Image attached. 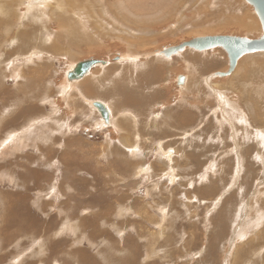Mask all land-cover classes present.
<instances>
[{"label": "rangeland", "instance_id": "obj_1", "mask_svg": "<svg viewBox=\"0 0 264 264\" xmlns=\"http://www.w3.org/2000/svg\"><path fill=\"white\" fill-rule=\"evenodd\" d=\"M15 1L0 0L12 14L0 21V264H264V52L230 74L222 48L163 55L198 37H263L253 6L64 0L84 23L55 45L50 10L21 18ZM47 26L42 52L21 37ZM89 59L107 64L66 82ZM19 145L22 157L2 154Z\"/></svg>", "mask_w": 264, "mask_h": 264}, {"label": "bare ground", "instance_id": "obj_2", "mask_svg": "<svg viewBox=\"0 0 264 264\" xmlns=\"http://www.w3.org/2000/svg\"><path fill=\"white\" fill-rule=\"evenodd\" d=\"M69 1H71V0H66V2H69ZM119 2L117 3V5H124L125 4V6H127L126 4H128V6L127 7H129V1L130 0H118ZM146 1V0H145ZM147 1H149V3H151L152 4V2H153V0H147ZM146 1V2H147ZM161 1V0H160ZM172 2H173V0H171ZM175 1V0H174ZM227 1V0H226ZM236 1V0H235ZM64 0H16L15 1V3L14 4H16V5H18V8H22V14H21V18H27V17H31V19L33 20V21H40V19H38L39 18V16L41 15V16H44V15H46V13H47V11L48 10H50V12L55 16V19L57 20V25H56V31L57 30H59V34L57 35V41H56V43H55V45L57 44V42H58V40H59V38H60V36L63 34V33H65V34H75V32L77 31V29L79 30V27L81 26V23H84V22H82V20H81V16L79 15V14H74V8H73V5H67V3H66ZM141 2H142V0H138V4H140L141 6H142V4H141ZM145 2V3H146ZM154 2H156V0L154 1ZM153 2V3H154ZM163 2V1H162ZM168 2H170V0L168 1ZM228 2H230V1H228ZM238 2V1H237ZM144 3V2H143ZM144 3V4H145ZM227 3V2H226ZM231 3V2H230ZM157 4V3H156ZM170 4V3H169ZM236 4V3H235ZM122 5V6H123ZM145 5H147V4H145ZM159 7H161L159 4H157ZM157 5H156V7H157ZM162 5H164V2H163V4ZM165 5H166V3H165ZM168 5V4H167ZM172 5V4H171ZM151 7V5L149 4L148 5V7ZM174 6H175V4H174ZM204 6H205V4H204ZM120 7V6H119ZM147 7V11L149 10V8ZM167 7H169V5L167 6ZM166 6L164 7L165 9H168ZM172 7V6H171ZM8 7H7V5L5 6V5H1L0 4V21H2V20H4L6 17H11L12 16V14H11V12L9 11V8L7 9ZM117 8V7H116ZM126 8V7H125ZM151 8H155V7H151ZM226 8V7H225ZM224 8V9H225ZM146 9V8H145ZM144 9V10H145ZM121 10L122 11H125V9H124V7L123 8H121ZM153 10V9H152ZM151 10V11H152ZM156 10V9H155ZM170 10V9H169ZM200 10V9H199ZM203 10V9H202ZM201 10V11H202ZM205 10H207L206 8H205ZM204 10V11H205ZM146 11V10H145ZM165 10H163L162 12H164ZM168 11V10H167ZM171 11V10H170ZM127 12H128V10H127ZM148 12H150V11H148ZM147 12V13H148ZM169 12V11H168ZM170 13V12H169ZM220 13V12H219ZM156 14V13H155ZM155 14H154V17H155ZM157 14H159V12L157 13ZM160 15V14H159ZM158 15V16H159ZM152 16V18H154L153 17V15H150V17ZM1 17H3L2 19H1ZM158 18V17H157ZM245 18H247L246 16H245ZM248 19V21H249V23L248 24H245L244 23V21H247V20H242V21H240V23L242 24V26L243 27H247V28H258V25H259V23L258 22H256V21H258V20H255L254 21V17H252V19H250V18H247ZM80 21V22H79ZM9 22V21H8ZM1 24H3L2 22H0V26H1ZM7 24V23H6ZM21 25L22 26H24V25H28V24H23L22 22H21ZM83 25V24H82ZM20 27V29H24V27ZM5 30H6V28H5ZM52 30H53V28H52ZM51 30V28L49 27V26H47L46 28H44V27H40L39 28V30H38V32H37V34H36V36L34 37V33H33V30H31L30 29V32H29V35H28V33L27 32H23V31H25V30H23L22 31V33H21V37H23V38H27V37H29V39H30V41H35V42H37L38 43V45H39V47H40V51L42 52V50H43V48H42V46L43 47H45V46H49L50 48H51V44H52V39H51V36L55 33V31L53 30L52 31ZM1 31V30H0ZM3 34V33H2ZM56 34V33H55ZM3 36H4V34H3ZM35 39H38V40H35ZM16 42V39H13V36L10 38V39H8L6 42H5V47H8L9 45L8 44H11V45H13L14 43ZM26 43H28V42H26ZM55 45H54V47H55ZM55 49V48H54ZM39 50V49H38ZM44 51V50H43ZM41 52H39V54L42 56V57H45L46 58V60L48 59V60H52L48 55H46V53H41ZM8 59L10 58V56H8L7 57ZM47 62V61H46ZM49 62V61H48ZM6 65V62L5 61H3V56H1L0 55V71L2 72V67L1 66H3V65ZM100 65H102V64H98V66H100ZM97 65H95L94 67H96ZM73 67V66H72ZM75 67V66H74ZM73 67V68H74ZM94 67H92L91 69H90V71L88 72V73H90L91 71H92V69L94 68ZM72 70V69H71ZM88 73H86L83 77H85ZM66 75V74H65ZM82 77V78H83ZM74 81V80H73ZM76 81V80H75ZM66 82H68L67 81V79H66ZM183 83H185V77H184V82ZM69 84V83H68ZM213 85H216V84H213ZM181 86H183L182 84H181ZM45 94V93H44ZM228 103V102H227ZM227 103H225L226 105H227V107L229 108V106H230V108L229 109H231V104L230 105H228ZM104 105V104H103ZM222 105H224V104H222ZM106 107V106H105ZM225 110H227V109H222V111H225ZM225 112H227V111H225ZM110 113V112H109ZM228 113V112H227ZM110 116V115H109ZM238 132V131H237ZM236 133V132H235ZM238 134V133H237ZM9 141H11V143L12 144H15V143H18V142H22V140L21 139H19L17 136L13 139V140H11V138H10V140ZM1 142V141H0ZM163 235V234H162ZM160 238V237H159ZM239 248V247H238Z\"/></svg>", "mask_w": 264, "mask_h": 264}, {"label": "water", "instance_id": "obj_3", "mask_svg": "<svg viewBox=\"0 0 264 264\" xmlns=\"http://www.w3.org/2000/svg\"><path fill=\"white\" fill-rule=\"evenodd\" d=\"M247 3L251 4L256 12L260 24L262 26V30L264 32V0H245ZM222 48L227 53V57L229 59V69L228 73L230 74L236 67L238 59L247 54L264 52V36L259 37L258 39H247V38H239L234 36H225V35H217V36H205L191 39L189 41L183 42L180 45L169 47L163 50V55L169 56L178 53L179 51L185 48H191L195 51H203L207 48ZM102 64L106 65L107 62L104 60L98 59H89L85 61L77 62L75 67L68 71L66 74V79L68 82L73 80L81 79L86 73L90 71L92 67L95 65ZM184 77L177 78V85L183 84ZM95 109H97L101 118L108 122L109 119V111L100 102H95L92 104Z\"/></svg>", "mask_w": 264, "mask_h": 264}, {"label": "crops", "instance_id": "obj_4", "mask_svg": "<svg viewBox=\"0 0 264 264\" xmlns=\"http://www.w3.org/2000/svg\"><path fill=\"white\" fill-rule=\"evenodd\" d=\"M221 93H219V99L220 100H224V98L223 97H221ZM218 97V96H217ZM222 102V101H221ZM227 102V101H226ZM223 104H225V102L223 101L222 102ZM222 106V105H221ZM222 114H227V112H225V111H223L222 112ZM54 132L56 133L57 132V130L56 129H54ZM58 132H59V130H58ZM54 139V138H53ZM58 141L59 140H57V141H54L56 144H54V142L52 141V142H46L45 141V145L47 146V145H49V144H53L54 146L55 145H58ZM33 143H35L34 144V147L37 149L38 148V145H41V142H32V143H29V146H32L33 145ZM14 145V144H13ZM21 146L22 145H19L18 147H16V148H13V147H7L3 152H2V154L3 155H15V154H18L19 153V156H23L22 155V153H24V152H26V150H28L29 148L27 147V149L26 148H22V149H20L21 148ZM40 148L41 147H43V146H39ZM62 149V148H61ZM37 150H39V149H37ZM27 153V152H26ZM44 154H45V152H43ZM21 154V155H20ZM63 154H65L64 152H62V155ZM2 155V156H3ZM24 155H25V153H24ZM31 158V156L30 155H28V156H26V158ZM24 160H25V158H24ZM23 161V160H22ZM27 161V160H26ZM22 164H29V163H27V162H23ZM26 197H28V196H26Z\"/></svg>", "mask_w": 264, "mask_h": 264}, {"label": "snow or ice", "instance_id": "obj_5", "mask_svg": "<svg viewBox=\"0 0 264 264\" xmlns=\"http://www.w3.org/2000/svg\"><path fill=\"white\" fill-rule=\"evenodd\" d=\"M241 239H243V237H241Z\"/></svg>", "mask_w": 264, "mask_h": 264}]
</instances>
